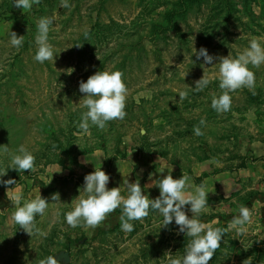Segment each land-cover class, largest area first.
<instances>
[{"label":"rangeland","instance_id":"obj_1","mask_svg":"<svg viewBox=\"0 0 264 264\" xmlns=\"http://www.w3.org/2000/svg\"><path fill=\"white\" fill-rule=\"evenodd\" d=\"M68 3L70 9L61 8L60 0H41L24 13L14 0H0V146L19 154L23 145L34 155L36 169L21 176L0 149V170H8L0 180L17 181L20 206L40 194L49 202L45 214L35 218L46 236L31 237L11 221L15 205L0 184V264H39L49 255L60 264H169L167 252L173 258L186 255L191 238L179 233L175 221L162 228L163 217L152 210L143 223L130 222V233L120 228V209L96 229L71 228L65 214L73 210L84 177L96 168L110 176L109 189L121 187L125 196L124 179H139L150 199L160 195L156 187L145 189L150 175L160 179L172 170L179 179L184 172L194 186L218 175L215 184H206L216 193L208 187V207L198 219H215L213 227L225 228L243 205L252 210V223L245 235L228 231L209 264H244L249 258L251 264H264V191L261 197L255 188L247 190L255 186V169L245 173L264 158V65H249L255 94L247 88L230 93L232 107L226 113L211 107L213 94H221L214 67L219 60L204 65L209 85L200 92L192 89L204 74L203 58L197 59L193 46L214 57L231 53L237 58L253 37H264V0ZM41 17L54 19L49 43L55 65L34 60ZM11 32L25 36L19 50L10 45ZM68 69L74 70L71 75ZM105 70L123 73L129 90L126 116L108 122L106 130L91 126L90 136H75L86 111L78 106L80 81ZM180 90L188 92L182 103ZM202 118L204 135L196 136L193 128ZM57 192L60 202L54 203L51 196ZM190 207L185 208L189 218Z\"/></svg>","mask_w":264,"mask_h":264},{"label":"clouds","instance_id":"obj_2","mask_svg":"<svg viewBox=\"0 0 264 264\" xmlns=\"http://www.w3.org/2000/svg\"><path fill=\"white\" fill-rule=\"evenodd\" d=\"M40 3L41 0H14V7L22 8L25 13L31 11L33 4L39 5ZM60 7L70 9L71 6L68 0H60ZM53 23L52 17H41L36 25L34 60L41 64L50 61L55 65L56 62L55 49L49 43V32ZM24 38L25 36H18L16 32H11L10 45L19 50L23 46ZM261 40H264V37H253L248 47L237 58H232L231 53L227 57H214L209 55L206 48L202 47L197 52L193 46V52L197 59L203 58L204 61V64L201 65L204 74L201 79L195 81V87L192 88L194 91H203L210 83L208 67L204 65H212L214 60H219V63L215 64L214 67H218L216 77L219 80L221 94L219 96L213 94L211 102L212 109L218 114L231 110L232 96L230 93L247 88L255 94L256 77L249 65L257 69L264 65V46H262ZM97 58L100 59L98 55ZM182 66L183 63L179 65V68ZM73 71V69H68L67 74L71 75ZM79 91L83 97L78 106L81 109H86V111L82 113L78 123L79 131L73 135L78 137L90 136L91 126H96L99 130H106L108 122L125 118L129 90L123 81L122 72L98 71L90 76L87 82L80 81ZM178 96L179 102L182 103L187 98L188 92L180 90ZM202 126H206V120L203 118L199 125L193 128L196 136L204 135L201 130ZM0 149H3V152L10 156L9 167L19 172L21 176L28 170L31 172L36 170L34 155L23 145L18 149L19 154L9 152L7 145L0 146ZM85 163H87V159ZM171 173L172 170L167 176H162L160 179H153L151 175L149 176L151 183L145 185V189L156 187L160 191L157 198L150 199L144 194L139 179L135 183H130L128 179H124L125 196L121 194V187L109 189L110 176L105 171L96 168L94 172L84 177V185L78 190L80 194L71 203L73 210L65 214L66 222L71 228L96 229L106 221L109 215L120 209L122 214L117 217L120 228L123 232L130 233L134 230L131 221L143 223L144 219L149 216L150 210L156 211L163 217L162 228H167L175 221L179 233L186 234L187 237L191 238L187 245L186 255L182 259L173 258L170 251L165 254L169 264H209L228 231L235 230L238 236L247 234V225L252 223V210L241 205L239 215L234 216L225 228L213 227L218 223L215 219L207 223L201 222L198 217L208 207L209 193L206 190V182L194 186L189 183L190 177L187 173L183 172L179 179H174ZM7 174L8 170H0V177ZM0 184L7 188L6 195L15 205L11 221L19 225L31 237L34 234L46 236V233L36 227L35 218L37 215L43 216L45 214L49 207L48 200L42 198L40 194L34 199L25 201L23 206H20L21 197L16 194L20 190L17 181L14 179L0 180ZM12 185H16V187L13 189ZM189 188H193L194 191L186 190ZM51 200L54 203L60 202V194L58 192L53 194ZM188 205L191 206V218L185 211ZM39 264H60V262L56 257L49 255L40 259ZM244 264H251V258L245 260Z\"/></svg>","mask_w":264,"mask_h":264},{"label":"crops","instance_id":"obj_3","mask_svg":"<svg viewBox=\"0 0 264 264\" xmlns=\"http://www.w3.org/2000/svg\"><path fill=\"white\" fill-rule=\"evenodd\" d=\"M253 168L255 169V186H252V187L247 186L246 189L249 190V189L255 188V191H257L256 194H260V196L263 197L264 194L260 193V192L264 191V181L261 180V178H264V158H262L261 160L255 161V163L250 164L248 166V171L245 172V173H247L246 175H250ZM239 172H240V177H242L241 175L243 174L244 171L240 170ZM230 175H233V173H231ZM217 177H218V175L217 176L209 175V176L204 178V181L206 182L207 185H209V183L215 184ZM241 181L242 182H240V185H243L241 183H243V181H245V179L241 178ZM208 187H209V191H210V186H206V190H208ZM215 189H221V186H215ZM247 190L244 191V193H246ZM213 191L216 193V191L214 189L212 191H210L209 193H214Z\"/></svg>","mask_w":264,"mask_h":264}]
</instances>
